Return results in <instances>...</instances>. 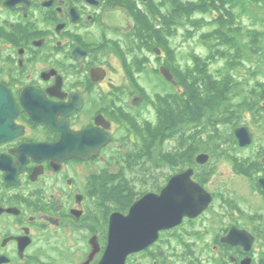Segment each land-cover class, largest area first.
I'll list each match as a JSON object with an SVG mask.
<instances>
[{
	"label": "flooded vegetation",
	"instance_id": "flooded-vegetation-1",
	"mask_svg": "<svg viewBox=\"0 0 264 264\" xmlns=\"http://www.w3.org/2000/svg\"><path fill=\"white\" fill-rule=\"evenodd\" d=\"M209 3L203 2L206 11ZM195 4L0 0V264H100L112 217L128 215L187 170L213 199L169 231L177 233L181 258H192L190 264H264V175L252 173V198L242 200L234 192L212 191L215 166L196 162L226 143L238 145L239 127L219 139L217 128L231 125L234 111L219 107L215 117L206 116L195 98L203 88L199 73L169 54V36L197 22ZM152 75L165 91L146 89L143 79ZM177 95L183 131L160 142L157 110L172 116ZM150 114L155 126L149 127ZM172 138L177 145L165 151ZM184 149L185 159L174 156L173 165H161L162 150ZM232 229L238 230L233 242H224ZM210 232L213 239L202 242ZM137 256H128L126 264Z\"/></svg>",
	"mask_w": 264,
	"mask_h": 264
},
{
	"label": "rangeland",
	"instance_id": "rangeland-1",
	"mask_svg": "<svg viewBox=\"0 0 264 264\" xmlns=\"http://www.w3.org/2000/svg\"><path fill=\"white\" fill-rule=\"evenodd\" d=\"M195 1L197 22L190 23V25L182 24L176 29L175 34L172 33L169 36L167 40L169 54L178 58L180 67L202 72V75L196 74L201 78L203 76L213 78L215 83L228 76L230 78L227 77L228 80L231 81L228 86L237 87L238 85L237 89L233 88L236 92L235 90L231 92L226 88L219 96L228 97L227 102L229 103L220 99L216 108L224 107L225 110L234 111L235 115V120L231 125L217 128L220 131L219 139L228 138L236 126H246L251 129L254 142L246 149L239 148L234 142L229 144L225 142V147L218 153L207 151L212 155L210 162L212 166H215L216 171V176L208 187L215 193L234 192L242 200L251 199L249 192L254 189L251 185V177L264 175V170L256 171L257 169L251 167V163L256 161L254 158L258 150L264 151V99L261 98L262 95L255 94L259 92L252 93L259 83L264 84V0H209L208 11L203 7L204 0ZM229 17L233 20L226 23L230 21L226 20ZM223 21L225 22L224 28L227 30V40H221L219 37L218 27ZM173 62H176L175 59ZM158 79L154 75L143 79L150 93L166 90ZM213 86H217L216 83ZM223 103L227 105L224 106ZM253 107H255L254 110ZM152 120L154 116L150 114L147 121L149 127L155 126L149 122ZM179 132L169 131L165 137L179 136ZM176 143V138L167 140L163 149L169 151ZM242 162L245 163L243 165L246 167L245 170L240 168ZM163 163L164 161L162 166L165 167L173 165L171 160ZM252 173L259 174L252 175ZM212 209L218 210L219 208L214 206ZM213 235V232L202 235L201 241L210 242ZM176 236L177 233L167 232L163 240H159L158 248L150 253L138 255L134 262L153 264L157 260L158 264H190L189 260L192 258L188 260L181 258L183 247Z\"/></svg>",
	"mask_w": 264,
	"mask_h": 264
},
{
	"label": "water",
	"instance_id": "water-1",
	"mask_svg": "<svg viewBox=\"0 0 264 264\" xmlns=\"http://www.w3.org/2000/svg\"><path fill=\"white\" fill-rule=\"evenodd\" d=\"M162 74L169 81L173 80L168 70ZM239 146L248 147L253 142L251 130L242 126L235 129ZM209 154L196 158L200 164L207 163ZM193 170L174 176L160 195H148L131 207L130 214L114 215L110 221V233L107 249L100 264H126L133 253H140L150 248L159 239L161 231L176 228L185 217H197L206 210L213 199L203 188L192 181ZM264 189V178L259 180ZM234 233L223 238L224 242H233Z\"/></svg>",
	"mask_w": 264,
	"mask_h": 264
},
{
	"label": "trees",
	"instance_id": "trees-1",
	"mask_svg": "<svg viewBox=\"0 0 264 264\" xmlns=\"http://www.w3.org/2000/svg\"><path fill=\"white\" fill-rule=\"evenodd\" d=\"M226 20H230V21H226V23L228 22H232V18L229 17V19ZM225 22H220V26L218 27V31L220 33V38L221 40H227L228 39V35H227V30H225L224 28ZM229 30V29H228ZM235 31H238L237 29H235ZM230 40V39H229ZM200 75H202V72H198ZM192 75H187V76H194L193 72L191 73ZM198 74V75H199ZM200 77V76H199ZM228 76L225 77L224 80H219L218 82L215 81L217 86H213L214 81L213 78H205V76H203L202 78L200 77V81L201 83H203L204 86H202L203 88L200 90L199 94H196L195 98L197 99V103L203 107L204 109V113L206 116L210 115L211 117H215L216 115V111H217V105L218 103H220V99H222L223 101L227 102V98H223V97H219L221 95V92H223L222 90H226L229 89L231 92L233 90H235L238 87L236 86H228V84L231 83L230 80H228L227 78ZM230 79V78H229ZM210 80V82H209ZM213 86V87H212ZM236 88V89H233ZM225 92V91H224ZM255 92H259V93H255ZM252 93L255 94H260L262 95L261 98L264 99V84H258V87L252 90ZM177 101L174 100V105L171 106V112H172V116H169L170 114H168V112L166 111L165 108H160L158 109V116H159V124H158V133H159V139L160 142H162V138L165 136V134L171 130H176L178 131H182L183 130V126H184V121H183V111L181 110V102H180V97L177 95ZM253 110L255 109V107L252 108ZM199 114V112L197 114H195V117ZM191 154H193L192 156L195 158L196 157V153H195V148L193 147ZM161 155H162V162L164 161V163L168 160H172V158L174 156H179L182 157L183 155V159L186 158L187 155H189V152L186 151V149H184V151L182 152V154L179 152V150H177V152L175 154L172 153H167L164 152L163 150L161 151ZM264 158V151L263 150H258L256 157L254 158V160H256L255 162L251 163V167L257 169L256 171L260 170L262 167V160ZM260 160V161H258ZM163 163V164H164ZM245 163H241L240 168H242V170H245V166H243ZM251 168V169H252ZM247 172V169H246ZM254 172V171H252Z\"/></svg>",
	"mask_w": 264,
	"mask_h": 264
}]
</instances>
